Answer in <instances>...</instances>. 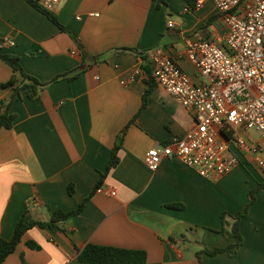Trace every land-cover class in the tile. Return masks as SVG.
<instances>
[{"label":"crops","instance_id":"obj_1","mask_svg":"<svg viewBox=\"0 0 264 264\" xmlns=\"http://www.w3.org/2000/svg\"><path fill=\"white\" fill-rule=\"evenodd\" d=\"M193 3L66 0L54 12L69 33L29 0H0L2 52L19 55L24 70L42 81L81 70L72 80L44 88L38 98L22 89L11 103L13 126L0 129V236L11 238L25 211L49 219L55 209H75L91 195L66 224L73 237L34 226L3 264H87L77 258L87 243L145 250L144 264H264V190L255 193L240 220L244 240L236 256L226 251L197 255L234 241L219 231L221 215L245 210L250 190L264 181L252 152L235 149L242 161L221 178L202 176L178 157L163 158L155 171L145 161L151 147L195 125L192 111L157 82L141 108L152 50L161 46L173 53L199 79L186 47L228 31L214 2ZM6 38L13 43L4 44ZM13 74L22 81L21 72L0 57V83ZM12 92L13 86L0 88V112ZM120 134V162L102 185L116 194L95 192ZM244 134L258 139L250 131ZM260 156L264 159V151Z\"/></svg>","mask_w":264,"mask_h":264},{"label":"built area","instance_id":"obj_2","mask_svg":"<svg viewBox=\"0 0 264 264\" xmlns=\"http://www.w3.org/2000/svg\"><path fill=\"white\" fill-rule=\"evenodd\" d=\"M35 1L55 11L66 0ZM207 1L223 14L228 31L222 38L199 39L186 47L199 79L163 47L150 54L156 82L192 111L195 120L185 135L147 151L145 161L153 171L163 158L178 157L202 176L221 178L242 161L235 149L252 152L264 170V0H195V5ZM8 43L13 41L6 38ZM251 129L260 132L258 139L244 134ZM97 192L116 194L103 186Z\"/></svg>","mask_w":264,"mask_h":264},{"label":"trees","instance_id":"obj_3","mask_svg":"<svg viewBox=\"0 0 264 264\" xmlns=\"http://www.w3.org/2000/svg\"><path fill=\"white\" fill-rule=\"evenodd\" d=\"M156 1L157 4L160 5L164 0H156ZM187 1H189L190 3L194 2L193 5L195 6V0H187ZM29 2L38 10L46 14L47 17L51 21L56 23L62 30L70 33V31L60 21L58 15L54 11H50L43 8L35 0H29ZM121 50L137 52L138 49L134 47H122ZM145 55L146 54L142 55V57L146 58ZM0 57L7 64H9L14 71H20L21 74L23 75V79L19 83H17L15 74H13L8 81L0 83V88L13 86V92L10 98L5 102L4 107L0 112V129L3 127L11 128L13 126L14 120L16 118V114L10 111V106L13 100L18 95H20L22 89L29 88L30 89L29 96L31 98H38L39 93L44 88L62 79L72 80L76 78L81 72L79 68H74L67 70L63 73H60L48 81H42L39 78L29 74L24 70L19 55L14 54L12 52H2L0 50ZM146 72L149 75V78L147 79V83L149 86L143 95V103L141 108H143L147 104L148 96L152 92L156 83L155 78L152 76V67L150 63H147L146 65ZM123 140H124V134H120L112 150V154L108 166L106 170L101 173L100 179L97 182L95 192H97L98 187L104 184V181L108 176L109 172L111 171V169L119 164L120 162L119 149L121 148ZM260 190H264V181L258 183V185L255 188L250 190V194H249L250 202L246 206L245 210L237 212L236 214H232L229 211H224L222 213L221 215L222 227L219 231L227 239L234 238V241H231L228 245L224 247H215V248L205 247L197 252L198 256H200V253L202 252H207L210 255H215L224 251L228 252V254L231 257L237 255L238 249L244 240L243 234L240 230V220L243 216L247 214L250 204L255 200V193ZM69 191L71 194L73 193L72 185L70 186ZM90 196L91 195L87 196L75 209H71V210H64L61 208L55 209L52 212L51 217L49 219H36L30 215L29 211H25L18 220L12 237L8 239L0 236V264H3L6 258L15 251L18 243L21 241L25 232L34 226L49 228L53 231H62L70 234L73 237L72 235L73 231H70L66 224L75 215L80 214L84 210L86 206V201L90 198ZM168 206L175 208H182L184 205L178 203H171L168 204ZM169 240L175 242L177 239L174 237H170ZM28 244L35 248L40 247V245L34 242H29ZM77 258L80 261H83L87 264H144L147 261V252L142 249H131V248L112 246V245L87 243L82 249H79Z\"/></svg>","mask_w":264,"mask_h":264},{"label":"rangeland","instance_id":"obj_4","mask_svg":"<svg viewBox=\"0 0 264 264\" xmlns=\"http://www.w3.org/2000/svg\"><path fill=\"white\" fill-rule=\"evenodd\" d=\"M249 131H250V133H252L254 136H256V137H260V132H259V131L255 130V129H251V130H249Z\"/></svg>","mask_w":264,"mask_h":264},{"label":"water","instance_id":"obj_5","mask_svg":"<svg viewBox=\"0 0 264 264\" xmlns=\"http://www.w3.org/2000/svg\"><path fill=\"white\" fill-rule=\"evenodd\" d=\"M141 54H143L144 52H140Z\"/></svg>","mask_w":264,"mask_h":264}]
</instances>
